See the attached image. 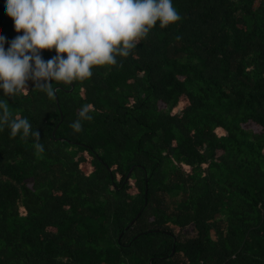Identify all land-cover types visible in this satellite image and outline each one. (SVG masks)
Returning <instances> with one entry per match:
<instances>
[{
  "label": "trees",
  "instance_id": "16d2710c",
  "mask_svg": "<svg viewBox=\"0 0 264 264\" xmlns=\"http://www.w3.org/2000/svg\"><path fill=\"white\" fill-rule=\"evenodd\" d=\"M173 5L116 65L4 97L40 135L0 130V264H264V0Z\"/></svg>",
  "mask_w": 264,
  "mask_h": 264
},
{
  "label": "clouds",
  "instance_id": "9594fccd",
  "mask_svg": "<svg viewBox=\"0 0 264 264\" xmlns=\"http://www.w3.org/2000/svg\"><path fill=\"white\" fill-rule=\"evenodd\" d=\"M3 12L22 35L5 48L0 35V130L7 127L15 137L33 136L27 117L13 118L4 97L33 88L54 95L52 81H83L93 75L94 66L116 65L117 56L127 57L139 40L159 22L167 26L181 19L173 0H4ZM54 50L45 60L41 50ZM85 104L70 126L82 129L90 120ZM43 151V145L36 143Z\"/></svg>",
  "mask_w": 264,
  "mask_h": 264
},
{
  "label": "water",
  "instance_id": "95a60500",
  "mask_svg": "<svg viewBox=\"0 0 264 264\" xmlns=\"http://www.w3.org/2000/svg\"><path fill=\"white\" fill-rule=\"evenodd\" d=\"M14 38H15V37H14ZM14 38H12V39H14ZM12 39H11V40H12ZM11 40H9V41L5 44V48H6V46L9 44V42H10ZM53 135H54V132H53ZM130 174H131V170H130V172L128 173V175H127V177H126V180L129 178ZM137 217H138V216H137ZM135 219H136V218H135ZM131 223H133V221H132Z\"/></svg>",
  "mask_w": 264,
  "mask_h": 264
}]
</instances>
